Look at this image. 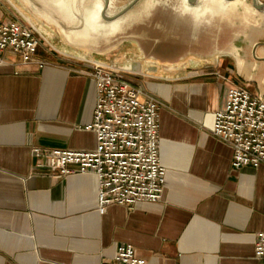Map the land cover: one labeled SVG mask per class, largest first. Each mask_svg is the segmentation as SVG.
Returning a JSON list of instances; mask_svg holds the SVG:
<instances>
[{
    "label": "crops",
    "instance_id": "0c3cea01",
    "mask_svg": "<svg viewBox=\"0 0 264 264\" xmlns=\"http://www.w3.org/2000/svg\"><path fill=\"white\" fill-rule=\"evenodd\" d=\"M183 1L204 10L207 0ZM211 2L222 10L236 0ZM56 42L58 51L41 39L36 58L49 62L43 68L2 53L0 264H106L124 244L147 264H264L255 257L264 165L233 169L232 148L211 131L231 88L245 85L264 97V12L251 13L229 39L221 30L201 56L170 68L147 65L131 42L103 53L67 51ZM86 59L121 71L142 98L159 101L166 170L160 202L115 204L102 214L94 173L58 178L35 168L36 158L52 149L97 146L95 132L86 129L97 103Z\"/></svg>",
    "mask_w": 264,
    "mask_h": 264
},
{
    "label": "built area",
    "instance_id": "2783aa9c",
    "mask_svg": "<svg viewBox=\"0 0 264 264\" xmlns=\"http://www.w3.org/2000/svg\"><path fill=\"white\" fill-rule=\"evenodd\" d=\"M41 39L23 16L17 18L11 12L0 16V62L4 61L2 53L8 52L23 65L43 68L49 62L36 58ZM85 61L93 66L89 75L97 89L93 121L86 129L95 132L97 146L92 151L52 149L36 158L35 168L58 178L75 172L94 173L102 214L115 204L133 209L139 202H160L166 170L160 159L159 101L152 96L142 98L140 87L126 80L121 71ZM211 131L232 148L233 169L264 165V98L245 85L229 90ZM255 257L264 260V222L257 233ZM106 264L147 262L136 256L132 245L124 244Z\"/></svg>",
    "mask_w": 264,
    "mask_h": 264
},
{
    "label": "water",
    "instance_id": "95a60500",
    "mask_svg": "<svg viewBox=\"0 0 264 264\" xmlns=\"http://www.w3.org/2000/svg\"><path fill=\"white\" fill-rule=\"evenodd\" d=\"M8 1L37 30L38 28L34 21L36 18L46 26L51 25L56 27L55 36L67 51L103 53L113 50L126 42H131L135 44L137 51L142 54L144 63L164 68L174 67L182 64L191 57L201 56L204 52V43H210L211 40L215 42L216 35L218 37L221 30L225 32L222 24L223 19L229 18L230 26L231 24L234 25L235 22L232 19L235 12L226 16L207 15L202 19L196 20L191 14L183 13L179 5L175 7V9L173 8L176 12L179 11L182 16L183 24L180 29L182 36H179L176 35L175 18L173 17V22L170 24L169 19L164 21V19L161 18L165 16L164 9H161L162 11L155 9V6L162 3L160 0H153L152 3H147V11L143 13L145 15L141 14L140 17H138V14L132 13V11L142 0H131L126 5L119 8L115 7V0H103L104 7L102 18L105 21L111 22L122 17H129L130 19L125 23L123 28L114 35L93 39L87 42H71L61 28L54 23L46 22L45 19L41 18L33 9V5H35L41 12H51L58 18L66 32L71 31L72 25L65 22L52 5L44 2V0H30L32 5L27 4L24 0ZM196 1L197 0H192L191 2L195 3ZM250 2L253 12L249 14L264 12V2L262 0H250ZM17 3H19V5L21 4V6H17ZM163 3L166 4V1H163ZM92 4L93 0H88L84 5L89 7ZM110 9L113 12L111 15H108L107 11ZM209 30H213V32ZM38 31L40 33V30ZM205 37L210 39V41H207ZM86 60L90 61L89 59ZM104 64L108 65L107 63ZM260 96L263 97L262 95Z\"/></svg>",
    "mask_w": 264,
    "mask_h": 264
},
{
    "label": "bare ground",
    "instance_id": "6f19581e",
    "mask_svg": "<svg viewBox=\"0 0 264 264\" xmlns=\"http://www.w3.org/2000/svg\"><path fill=\"white\" fill-rule=\"evenodd\" d=\"M27 4L32 5L30 0H24ZM88 0H44V2L52 5L56 11L62 16L65 22L72 25V29L66 32L58 18L51 12H41L33 5L34 11L46 22L56 24L66 37L71 42H87L101 37H108L119 32L125 23L130 19L129 17H122L115 21H105L102 18V11L104 7L103 0H93V4L86 7L84 4ZM200 0H197L194 5H198ZM212 1V0H211ZM207 0L204 5V10H197L187 7L183 0H180V10L183 13L191 14L196 20L202 19L207 15H221L226 16L236 12L240 7L247 9L243 0H236L233 6H228L226 9L216 10L214 3ZM248 6L250 4H247ZM251 7V6H250ZM113 11L108 10L107 14L111 15ZM44 25V24H43Z\"/></svg>",
    "mask_w": 264,
    "mask_h": 264
},
{
    "label": "rangeland",
    "instance_id": "374dc122",
    "mask_svg": "<svg viewBox=\"0 0 264 264\" xmlns=\"http://www.w3.org/2000/svg\"><path fill=\"white\" fill-rule=\"evenodd\" d=\"M131 0H115V7L119 8L122 7L124 5H126L128 2H130ZM153 0H142L139 4H137L132 13H136L138 14V17H140V15H145L143 13H145L146 10V5L147 3H152ZM162 1L161 4L155 6V9H158V11H162L161 9H164V13L165 16L164 18L161 17L162 19L167 20L169 19L170 24L173 22L172 19L173 17L175 18V25H176V35H181V26L183 24L182 21V16L181 14L178 12H176L174 9L175 7H178L180 5V0H160ZM163 1H166V4L163 3ZM247 4H250L249 6H251V2L250 0H247ZM17 6H21V4L19 5V3H17ZM174 8V9H173ZM252 8V6H251ZM0 9H2L4 11V13L6 12H11L14 16H16L17 18H22V15L12 6L11 3L8 2V0H0ZM161 13V12H159ZM250 12H247V10L243 7H240L235 13L234 16L232 17L234 22V26H232L233 28H231L230 24V20L228 19H223V27H224V39L227 38L229 39L232 34H235L237 31L241 32L244 29V26L246 25V23L250 22ZM33 15V14H32ZM34 16V15H33ZM137 17V18H138ZM144 17V16H143ZM36 18V16H35ZM218 20H221L220 18H217ZM231 19V18H230ZM35 21V25L37 26L38 30H40V34L42 36V40L44 43H46V45H48L50 48H53L54 50L58 51L56 45L57 42L56 40H58V38H56L55 36V29L56 27L54 26H46L43 25V23L38 20V18L34 19ZM219 22V21H218ZM210 32H213V30H209ZM166 35V34H164ZM50 36V37H49Z\"/></svg>",
    "mask_w": 264,
    "mask_h": 264
}]
</instances>
